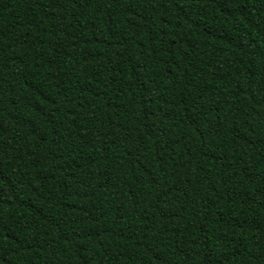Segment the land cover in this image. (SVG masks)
Masks as SVG:
<instances>
[{"label":"trees","instance_id":"1","mask_svg":"<svg viewBox=\"0 0 264 264\" xmlns=\"http://www.w3.org/2000/svg\"><path fill=\"white\" fill-rule=\"evenodd\" d=\"M0 264H264V0H0Z\"/></svg>","mask_w":264,"mask_h":264}]
</instances>
